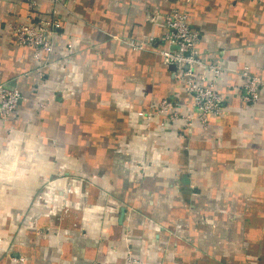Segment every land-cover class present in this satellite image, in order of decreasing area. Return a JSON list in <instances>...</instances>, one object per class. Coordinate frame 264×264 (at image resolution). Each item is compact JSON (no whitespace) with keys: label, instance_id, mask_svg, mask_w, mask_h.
I'll list each match as a JSON object with an SVG mask.
<instances>
[{"label":"crops","instance_id":"crops-1","mask_svg":"<svg viewBox=\"0 0 264 264\" xmlns=\"http://www.w3.org/2000/svg\"><path fill=\"white\" fill-rule=\"evenodd\" d=\"M173 10L225 102L147 134L136 114L186 95L158 43L127 42ZM31 14L58 23L46 66L7 27ZM244 68L264 80V0H0V86L25 98L0 121V264H264V92L240 100Z\"/></svg>","mask_w":264,"mask_h":264},{"label":"built area","instance_id":"built-area-1","mask_svg":"<svg viewBox=\"0 0 264 264\" xmlns=\"http://www.w3.org/2000/svg\"><path fill=\"white\" fill-rule=\"evenodd\" d=\"M32 8L33 4L30 6ZM27 18V22L10 24L7 27L14 34L15 41L20 46L31 49L33 58L46 66L54 51L52 37L58 23L54 19L33 22L32 14ZM163 29L164 32L158 40L149 37L146 40L127 42L128 46L138 51L158 43L157 51L163 64L174 67L176 80L182 83L186 95L184 104L164 99L149 110L137 113L136 117L143 121L147 134L153 128L165 131L175 124H181L189 130L196 121L205 126L209 117L221 114V105L225 101V96L220 91L224 69L219 62L206 63L201 59L197 50V34L191 29L188 15L177 10L165 14ZM240 76V100L247 105L259 103L261 93L264 92V80L251 75L247 68L242 70ZM24 100V95L19 90L0 86V121L3 124L9 121ZM19 261L22 262V258ZM125 264L147 263L130 257Z\"/></svg>","mask_w":264,"mask_h":264},{"label":"trees","instance_id":"trees-1","mask_svg":"<svg viewBox=\"0 0 264 264\" xmlns=\"http://www.w3.org/2000/svg\"><path fill=\"white\" fill-rule=\"evenodd\" d=\"M224 102H225V101H224ZM175 125H176V124H175ZM175 125H173L172 128H173Z\"/></svg>","mask_w":264,"mask_h":264},{"label":"rangeland","instance_id":"rangeland-1","mask_svg":"<svg viewBox=\"0 0 264 264\" xmlns=\"http://www.w3.org/2000/svg\"><path fill=\"white\" fill-rule=\"evenodd\" d=\"M46 185L48 186V184H46ZM47 186H46V187H47Z\"/></svg>","mask_w":264,"mask_h":264},{"label":"water","instance_id":"water-1","mask_svg":"<svg viewBox=\"0 0 264 264\" xmlns=\"http://www.w3.org/2000/svg\"><path fill=\"white\" fill-rule=\"evenodd\" d=\"M173 69V68H172Z\"/></svg>","mask_w":264,"mask_h":264}]
</instances>
